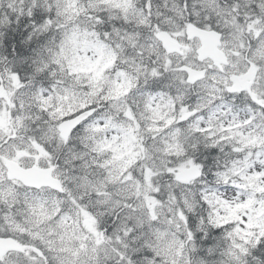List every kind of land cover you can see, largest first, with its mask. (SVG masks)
<instances>
[{
    "label": "snow or ice",
    "instance_id": "1",
    "mask_svg": "<svg viewBox=\"0 0 264 264\" xmlns=\"http://www.w3.org/2000/svg\"><path fill=\"white\" fill-rule=\"evenodd\" d=\"M0 264H264V0H0Z\"/></svg>",
    "mask_w": 264,
    "mask_h": 264
}]
</instances>
